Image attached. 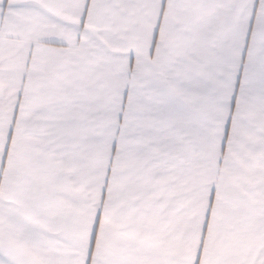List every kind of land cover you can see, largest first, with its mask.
Listing matches in <instances>:
<instances>
[{"label":"snow or ice","instance_id":"snow-or-ice-1","mask_svg":"<svg viewBox=\"0 0 264 264\" xmlns=\"http://www.w3.org/2000/svg\"><path fill=\"white\" fill-rule=\"evenodd\" d=\"M0 264H264V0H0Z\"/></svg>","mask_w":264,"mask_h":264}]
</instances>
